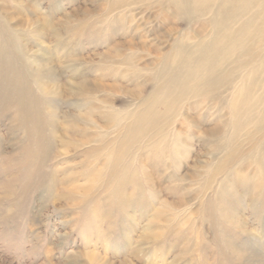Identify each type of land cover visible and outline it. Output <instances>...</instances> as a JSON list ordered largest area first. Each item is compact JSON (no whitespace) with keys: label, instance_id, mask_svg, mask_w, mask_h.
I'll list each match as a JSON object with an SVG mask.
<instances>
[{"label":"rangeland","instance_id":"374dc122","mask_svg":"<svg viewBox=\"0 0 264 264\" xmlns=\"http://www.w3.org/2000/svg\"><path fill=\"white\" fill-rule=\"evenodd\" d=\"M4 1L11 10L13 8L12 11L16 10L13 0ZM15 1L19 4L22 18L28 20L29 12L25 8L28 0ZM68 1L46 0L41 3V10L49 9V16L54 18L62 16L64 11L71 12L73 8L80 7L81 0ZM31 2L38 3L39 0ZM80 13H71L70 23L50 25L53 32H62L65 23L74 29L76 25L71 21L83 18ZM41 26L48 39L52 29L47 23ZM184 27L186 28L182 23L180 28L184 30ZM35 28L26 23L22 30H18L22 41H17V45L20 48L32 47V50H40L44 54L46 52L43 68L47 72L54 70L56 80L44 81L47 93L42 94L39 87H35L38 79L33 76L34 66H30L24 54L22 61L19 58L17 60L12 53V47L9 58L16 78L10 77V82L12 88L14 85L19 88L24 85L25 103L27 105L28 101L31 104L34 125L42 124L45 136L49 130L53 133L55 131V146L47 159L41 161L37 155L44 140L39 136V131L36 130L35 135L30 136L25 123L10 120L11 117L14 118L13 115L16 116L15 113L11 115L13 112H3L4 108L1 109L0 264H88V257L91 255L103 257V260L113 264H126L124 259L130 264H264V178L255 165L259 150L248 156L247 145L242 143L243 137H240L237 143L243 146L240 152L242 157L239 155L237 163L229 165L223 174L212 177L211 170L214 166L220 160L222 164V160L228 157L224 149H220L225 144L220 137L228 129L222 132L224 127L217 122L219 117H216L210 126H198L203 130L215 128L218 136L209 138L201 134L202 130L195 132L191 122L195 116L192 115L191 106L187 107L190 105L188 102L178 106L167 120L150 132L153 135L158 134L157 136L153 137L149 133L150 135L139 141L132 140L133 137L124 131L135 119H125L118 114V118L104 120L97 114H106L112 108L121 112L127 106H132L131 110L135 109V112H141L146 105L136 103L132 95L140 93L142 98L151 95L156 83L155 80L152 81L155 74L141 76L136 89L116 83L126 88V91L129 90L127 95L123 88L117 89L114 82L98 78L107 76L108 71L95 72V77L87 74L86 65L92 64L93 68L100 65L102 60L99 54L106 48L102 46L104 40L89 38L87 34H83L84 31L74 37V31L70 37L75 42L65 50H71V57H67L51 42L37 39L32 34ZM78 30L82 31L80 28ZM120 41L124 42L122 38ZM75 58L81 59L80 65L74 61ZM27 66H30L29 69ZM77 67L82 69L75 74L72 68ZM62 71L64 75L60 77ZM82 73L92 83V92L95 95L99 94L97 90H104L102 96L97 95L94 102L91 101L93 108L100 110L99 113L93 108L87 109L86 106L78 109L76 98H71L70 86L74 83L73 78L78 81ZM118 73L117 76L121 74L120 71ZM11 78L14 79V85ZM26 84L30 89H27ZM139 85L141 89L138 88ZM50 100H55L59 108V115L52 119L53 123L49 120L46 108L49 104L52 106L51 103L48 104ZM51 110L48 109L49 112ZM157 112L161 114L164 110L158 109ZM184 116L190 119L187 120ZM199 117L201 119L198 120H202L203 112ZM37 121L39 123L36 124ZM48 123L52 124L53 130ZM183 129L187 137L185 148L181 145L185 136L177 132ZM131 142L132 147L125 156L122 151ZM146 143H158L159 148L148 150ZM237 143L236 146H239ZM176 145L183 151L178 165L172 159L173 156L179 157L174 155ZM223 155L225 156L222 157ZM146 157L149 163L146 169L152 174L150 187L145 184L139 165L142 158V161H146ZM121 158L123 162L120 164ZM198 173L200 177H197ZM179 189L181 192H178ZM219 207L228 211L231 222L225 223L218 219ZM127 238L129 239L126 240ZM226 239L233 246L244 247V250L247 248L246 255L236 260L227 247Z\"/></svg>","mask_w":264,"mask_h":264},{"label":"bare ground","instance_id":"6f19581e","mask_svg":"<svg viewBox=\"0 0 264 264\" xmlns=\"http://www.w3.org/2000/svg\"><path fill=\"white\" fill-rule=\"evenodd\" d=\"M43 1L46 0H39L38 3H32L31 0L26 2L27 6L25 8L29 12V19L26 20L22 18L18 2L13 0L16 5V10L14 9L15 11H12L13 8L11 10V7H8L9 4H6L4 0H0V111L4 108L2 110L3 112H13L11 115L15 113L16 116L13 115L14 118L9 117L10 120H12V122L25 123V125L28 126L27 132L30 136L33 137L36 130L39 131V136H42L44 140L43 147H41V150L39 149L37 155L41 161L47 159L49 153L55 146V142H53L55 140V131L53 133L49 130V133L45 136L42 130V124H38L37 126L34 125L31 104L30 102L28 103V101L27 105L25 103L24 85L21 86L22 88L14 85L13 78L15 76V70L13 71L10 65L9 50L11 51L13 47L12 53H14L16 59L19 58L20 61L23 59L22 54L25 55L24 58L27 56V61H29L30 66H34L33 74L35 75H32L36 76L37 78H35L38 79V85L35 87L38 86L42 94L47 93V85L44 87L43 82H52V80H56V78L54 76V70L47 72L45 68H43L46 52L44 54V52L40 50H32V47L20 48L17 45V41L19 43L22 41L20 40L22 35L19 36L17 31L22 30L26 23H30L31 26L36 27L32 31V34L37 39L41 38L51 42L60 53H65L67 57H71V50H65L70 48V45L75 42V40L72 39L73 37H70V35H72L71 33L74 31V37L84 31L83 34H87L89 38L92 37L96 41L104 40L102 46H106V48L99 54L102 61L100 65H98V68H93L94 65L92 64L86 65L87 67H85L87 69V74L94 77L96 75L94 74L95 72L108 71L109 73L107 76L102 75L98 78L114 82L113 85L116 86L117 89L123 88L125 90L126 88L116 83L125 84L127 88L131 87L136 89L138 86L137 81L141 76L151 73H153V75L155 74L153 80L151 78L153 82L154 80L156 81L154 92L151 95L142 98L141 94L137 93L136 90L135 93L137 94L132 95L134 97L132 99H134L136 103L138 102L141 103L140 105H146L141 112H135V109L131 110L132 106H127V109L121 112L114 111L112 108L111 111L106 112V114L102 112L97 114L99 118L104 120L114 119L115 117L118 118V114L123 115L122 118L125 119H135L133 124L131 123L124 131L127 135L133 137L132 140L139 141L143 139L154 130L157 125L167 120L169 115L174 112L178 106L188 102L190 105L187 107L191 106V110L193 111V114H191L195 116L194 121L193 119L191 121L194 124L192 129H195V132L199 133V130H202L201 134L209 138L218 136V132L214 130L215 128L203 130L198 126H210L213 124L216 117H219L217 122L224 127L222 132L228 129V132L224 135L222 134V137H220L221 140L225 142L220 149H224L228 157L222 160V164L220 163L221 160L219 163H215L214 169L211 170L213 171L211 176H219L223 174L224 170L229 165L235 162L237 163L240 152L243 149V146H240L237 140L243 137L242 143L247 145L246 148L249 150V152H247L248 156L254 151L259 150L260 153L256 159L255 165H257L258 169L262 172L264 178V0H81L80 7L73 8L71 12L64 11L62 16H55L54 18H51V15L49 16V9L45 8L41 10V3ZM47 2H51V0H47ZM88 6L92 7V9ZM78 11L79 13L81 12L80 14H82L81 17L83 18L73 19L71 21L76 25L74 29L68 27L70 25L65 23V28L60 32L65 36L53 32V27L50 25L60 24L61 22L70 23V14L78 13ZM44 23H47V25L49 24L52 29L48 39L47 35H45L46 33H44V28L41 26ZM182 23L186 26L184 30L180 28ZM79 28L82 29V31L78 30ZM187 30L190 32H187ZM120 38H122L124 42H121ZM149 58L154 59L148 61L147 59ZM75 59L74 61L80 65L81 59ZM25 63L27 65V62ZM28 69L26 70L28 71ZM72 69L76 74L82 68L77 67ZM119 71L121 74L117 76ZM63 75L64 72H60L59 76L62 77ZM79 76L78 81H75L76 79L73 78L74 83L70 86L71 98H76L78 109L85 106L87 109L93 108L91 101L93 103L97 95L102 96L104 90H97L96 92L99 94L96 93L97 95H95L92 92V83L90 80L85 79L86 77L83 73ZM10 77H13L11 78L14 85L13 88L11 86L12 82H10ZM60 77L58 78L59 80ZM26 80L29 81L27 78ZM58 82L60 83V81ZM37 83L34 82V84ZM138 88H140V85ZM27 89H30L28 85ZM127 91L125 90L124 92L129 95ZM49 103H51L52 106H49ZM36 104H38V101ZM48 104L49 105L46 107L47 114L50 117V122L53 123L52 119L59 115L58 104H56L55 100L48 101ZM49 108L52 109L50 112L48 111ZM93 109L98 113L100 111L96 108ZM158 109H163L164 112L159 114L157 112ZM202 112L203 118L202 120H198L201 119L199 115ZM188 116H184L185 119L189 120L190 117ZM172 117L175 116L173 115ZM78 119L83 121L81 116H78ZM85 119L87 121V118ZM196 120L198 122H196ZM37 123H39V121H37L36 124ZM48 124L50 129L53 130L52 124ZM12 129L14 128L12 127ZM183 131L184 129L177 132L182 134ZM156 133L157 132H155V134ZM157 135H153V137ZM183 136H185L184 133ZM176 140L174 141L176 142ZM236 143L239 146H236ZM185 144H187L186 136L184 140L181 141V145H184V148L187 147ZM131 147L132 142L123 149L122 152H124L125 156L129 154ZM155 147L159 148V144H147L146 146L148 150H153ZM180 148L181 147L176 145L174 155L177 154L179 157L173 156L172 158L176 161L177 165L179 163V158L183 157V151ZM209 151L211 152V149ZM168 155L170 154L168 153ZM224 156L225 155L222 157ZM240 156L242 157V155ZM147 157L146 161H142V158L139 165L145 177V184H148L150 187L152 174H149L146 169L149 164ZM152 157H154V155ZM122 162L123 158L120 159V164ZM238 169H240V167H238ZM224 174H226V172ZM124 175L125 173L122 177ZM200 176L198 173L197 177ZM251 177L252 176H250V178ZM238 178L239 177H237V179ZM250 180L251 179H249V182ZM158 182L159 181H157V183ZM46 185H49V183ZM214 187L216 188V186ZM251 189L253 188L251 187ZM160 191L162 190L160 189ZM218 191L219 190H217V192ZM178 192H181L180 189ZM217 215L219 217L218 219L223 220L225 223L231 222L229 218L231 215H228V211H226L225 208L221 207L220 209L219 207L217 209ZM231 231L233 230L231 229ZM128 239L129 238L126 240ZM226 241L231 255L236 258V260L246 255L245 250H248L247 248L244 250V247L233 246L228 239H226ZM88 260V264H113L110 261L103 260V257L100 258L96 255H91L88 257ZM245 260L246 259H244V261ZM124 261V263L130 264L127 259H124Z\"/></svg>","mask_w":264,"mask_h":264}]
</instances>
